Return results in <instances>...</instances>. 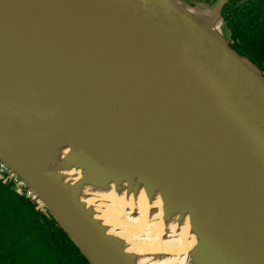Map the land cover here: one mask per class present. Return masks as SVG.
Here are the masks:
<instances>
[{"label": "water", "instance_id": "1", "mask_svg": "<svg viewBox=\"0 0 264 264\" xmlns=\"http://www.w3.org/2000/svg\"><path fill=\"white\" fill-rule=\"evenodd\" d=\"M228 1L0 0V161L89 264L165 259L89 194L188 229L179 264H264V72L225 38Z\"/></svg>", "mask_w": 264, "mask_h": 264}, {"label": "trees", "instance_id": "2", "mask_svg": "<svg viewBox=\"0 0 264 264\" xmlns=\"http://www.w3.org/2000/svg\"><path fill=\"white\" fill-rule=\"evenodd\" d=\"M248 39L256 41L254 46L259 41L253 35ZM0 264L89 262L55 220L37 209L35 201L0 179Z\"/></svg>", "mask_w": 264, "mask_h": 264}, {"label": "bare ground", "instance_id": "3", "mask_svg": "<svg viewBox=\"0 0 264 264\" xmlns=\"http://www.w3.org/2000/svg\"><path fill=\"white\" fill-rule=\"evenodd\" d=\"M107 198L110 204L115 206L111 209L112 214H109L107 218L115 222L113 227H118V234L128 241L130 251L145 254L143 255L145 257L149 254L150 257L165 258L159 262L152 260L154 264H179L177 259L191 248L193 237L188 234V229L173 232V237L167 236L163 239L164 226L157 222L158 219L155 216L152 218L148 216V205L143 198L137 202H125L114 195H95L94 197L89 194L86 199L87 202L95 203ZM127 208L130 211H124ZM134 208L138 210L139 216L131 213ZM107 218L105 216V221ZM182 262L184 264V260Z\"/></svg>", "mask_w": 264, "mask_h": 264}, {"label": "flooded vegetation", "instance_id": "4", "mask_svg": "<svg viewBox=\"0 0 264 264\" xmlns=\"http://www.w3.org/2000/svg\"><path fill=\"white\" fill-rule=\"evenodd\" d=\"M189 4L214 7L219 0H182ZM222 30L230 46L264 72V0H229L221 11ZM239 27L241 31H236ZM239 34L245 39L238 36ZM257 36L254 46L249 36ZM12 185L10 182H5ZM41 211V210H40ZM42 212V211H41ZM43 213V212H42Z\"/></svg>", "mask_w": 264, "mask_h": 264}, {"label": "built area", "instance_id": "5", "mask_svg": "<svg viewBox=\"0 0 264 264\" xmlns=\"http://www.w3.org/2000/svg\"><path fill=\"white\" fill-rule=\"evenodd\" d=\"M0 179L1 180H5V182H10L14 188L17 190V192L20 195H26V197L32 199L33 201H35V203L38 205L37 201L34 200L31 192L26 189L20 182V180L15 177L6 167L5 165L0 161Z\"/></svg>", "mask_w": 264, "mask_h": 264}]
</instances>
